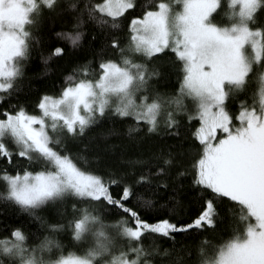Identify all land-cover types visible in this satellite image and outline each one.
Wrapping results in <instances>:
<instances>
[{"label": "snow or ice", "instance_id": "1", "mask_svg": "<svg viewBox=\"0 0 264 264\" xmlns=\"http://www.w3.org/2000/svg\"><path fill=\"white\" fill-rule=\"evenodd\" d=\"M45 8L63 12L60 0H0V195L47 229L5 225L0 264H264V0H73L72 31L56 35L73 50L85 33L100 45L29 112L18 91ZM67 51L57 43L41 59ZM117 118L133 121L135 154L102 167L101 149L73 154L71 142L105 119L113 127L99 137L119 134ZM161 124L168 145L146 143ZM189 177L193 215H149L174 212ZM58 203L63 222L37 215ZM209 229L231 235L213 244ZM193 230L204 233L195 257L176 248ZM68 245L84 247L65 255Z\"/></svg>", "mask_w": 264, "mask_h": 264}, {"label": "trees", "instance_id": "2", "mask_svg": "<svg viewBox=\"0 0 264 264\" xmlns=\"http://www.w3.org/2000/svg\"><path fill=\"white\" fill-rule=\"evenodd\" d=\"M72 2L73 0H60V6L63 8V12L58 14L49 13L47 8H45L43 15L37 20L36 24L33 25V35L39 38V43L37 44L35 40L33 41L32 54L25 64L24 75L20 78L21 90L18 91L20 101L26 104L29 112L37 111L35 103L41 93L45 91L49 93L57 92L59 90L60 82L66 74L72 71L74 65L85 59L91 58L95 49L100 45L99 39L95 42H90L89 34L85 33L82 38L81 46L73 50L67 40L56 35L58 32L72 31L71 24L74 22V10L68 8V4ZM57 43L62 44L66 49H68L67 53L60 58H53L45 64L41 59V56H46L50 48L54 47ZM174 81L175 76H172L168 82L160 83L158 85V89L161 91H167L172 87ZM153 83H155V80ZM252 87H257V85L250 86V92ZM243 98L244 97L241 96V99ZM15 99L16 97H13V102H15ZM190 103L191 100L189 98V104ZM163 118L164 117L161 116V120H163ZM132 122L133 121L131 119L121 120L120 118H117L115 127L118 129L119 134H114L107 140H104L98 135L100 130L113 127L112 122L105 119L98 127L92 128L89 132H87L83 136L82 140L72 141L71 150L73 154H76L78 150L83 152L84 145L87 144L88 151L86 154L89 156L94 154L95 149L102 150V159L98 167H102L104 165H114L118 162L121 153H124L127 156L135 154L138 151L135 138H130L127 135L128 124ZM163 133L164 125L161 124L160 132L150 134L146 143L150 142L157 146H167L170 138L163 135ZM140 136L144 137L145 133L140 132ZM105 145L110 147H105ZM3 167L4 163L0 161V168ZM180 184H182V187L178 189L180 203L175 208L174 212H169L168 209H162L155 213L150 212L149 215H172L174 219L183 221H186L191 215H193L200 206L199 189H196L191 185L190 177L181 180ZM4 191V183L3 181H0V194ZM145 194L147 195V193ZM167 195V192H163L161 198H167ZM71 202L72 201L69 200L68 205H70ZM63 207H65L64 204H48L38 210L37 215L46 217L50 223L63 222L60 221L57 216V209ZM221 211L223 212V206H221ZM112 219H115V217H112ZM20 223H24L32 233L38 232L40 237H42L44 232L47 230L46 227L41 228L39 221L31 217L28 213L23 212L12 204L6 203V197L0 195V235L5 234L3 232L5 225ZM196 231L198 230H193V232L191 234H187L186 237L177 235L176 240L179 241V243L176 245V248L179 249L182 245L190 247L193 256L195 257L198 245L204 236V233L197 235ZM230 235V229L223 233L214 232L212 229H209L207 233L208 239L212 241L213 244L221 243L224 238H227ZM60 238L66 239L65 234L61 233ZM36 242L38 241L34 236L29 239V243ZM157 243L161 245V251H163L164 248L172 246L171 241H157ZM81 247L84 246L81 245L77 247L68 245L63 249V253L67 255L69 251H74L79 254ZM175 255L176 252L174 251L172 256L174 257ZM157 264H161L159 258H157Z\"/></svg>", "mask_w": 264, "mask_h": 264}]
</instances>
